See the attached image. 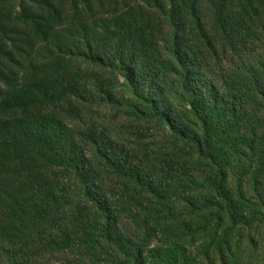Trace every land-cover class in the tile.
<instances>
[{
  "label": "trees",
  "instance_id": "16d2710c",
  "mask_svg": "<svg viewBox=\"0 0 264 264\" xmlns=\"http://www.w3.org/2000/svg\"><path fill=\"white\" fill-rule=\"evenodd\" d=\"M120 1L126 5L129 0ZM152 1L164 24L159 32L163 61L157 57L156 71L142 64L141 54L155 36L149 20L139 27L125 16L96 39L88 28L79 27L80 0H0V188L23 174L45 179V201L51 207L48 215L40 214L42 198L35 192L26 222V205L12 200L5 228H0V264H39L45 253L67 249L77 253L81 264H146L140 218L125 214L128 203L115 202L106 181L115 174L127 186H149L118 156L121 149L106 120L100 121V131L96 124L75 130L42 113L59 98L73 100L83 112L103 104L119 112L141 109L152 114L171 140L184 143L210 167L205 180L210 200L200 199L197 190L183 197L191 213L207 216L209 224L217 220L226 231L237 225L238 209L227 196L230 164H225L224 152L214 156L213 128L217 124L221 129L222 122L215 119L220 116L237 124L235 119L248 115L246 93L231 95L220 88V81H228L223 68L227 48L238 54L235 34L240 24L236 16L218 13L216 32L226 44L219 58L218 41L197 20L200 0ZM219 1L223 9L234 4ZM257 3L264 9L262 0ZM12 7L13 15L8 10ZM40 43L50 49L33 67L37 63L32 55ZM26 65L32 67L29 72ZM245 71L252 74L249 68ZM181 102L189 106L185 113ZM235 130L233 125L223 135Z\"/></svg>",
  "mask_w": 264,
  "mask_h": 264
},
{
  "label": "rangeland",
  "instance_id": "374dc122",
  "mask_svg": "<svg viewBox=\"0 0 264 264\" xmlns=\"http://www.w3.org/2000/svg\"><path fill=\"white\" fill-rule=\"evenodd\" d=\"M80 2L79 27L81 30L88 28L96 39L106 36L114 21L125 16L139 27L151 21L155 36L141 56L143 66L148 71H156L157 57L163 61L164 43L159 32L164 24L159 11L152 9V0H129L126 5L120 0ZM244 8L246 13L240 18ZM11 9L8 10L13 15L16 9ZM220 10H224L225 17L236 16L240 24L235 34L238 54H232L227 48L229 52L223 68L228 81H220V88L231 95L246 93L248 101L245 104L247 117L240 115L234 124L230 116H220L215 119L218 124L222 122L221 129L218 130L217 124L213 128L216 135L214 156L224 152L225 164H230L227 196L238 209L239 219L233 229L226 231L217 220L209 224L207 216L191 213L183 197L197 190L200 199L210 200L205 187L210 167L184 143L171 140L169 133L152 120L156 119L152 114L141 109L119 112L116 107L103 104H95L91 110L83 112L73 100L64 101V98L42 108V113L62 119L75 130L98 126L101 120L110 124L112 139L121 149L118 156H123L131 173L149 186L143 189L136 184L127 186L115 174H110L106 181L115 202L128 203L129 211L125 214L140 218L146 264H264V9L257 0H234V4L230 3L225 9L219 0H200L197 20L209 36L218 41V56L223 58L226 44L220 40L222 37L218 36L215 24ZM188 35L194 40L193 33ZM104 42L108 45V41ZM49 43L54 42L49 40ZM48 44H38L32 55L33 62L37 63H33V67L47 58ZM245 67L251 69V75L246 73ZM24 68L28 72L32 69L28 70V65ZM247 85L250 90L242 91ZM178 105L183 113L189 109L186 102ZM233 125L236 130L223 135ZM35 192L42 198L39 205L44 211L40 214L48 215L51 207L45 201V179L37 180L31 174H23L7 180L4 188H0V228H5L6 216L11 213L8 205L13 208L12 200L23 201L27 208L22 221H30L27 218L28 213L33 212L31 195ZM81 261L75 251L67 249L45 253L39 264H81Z\"/></svg>",
  "mask_w": 264,
  "mask_h": 264
}]
</instances>
